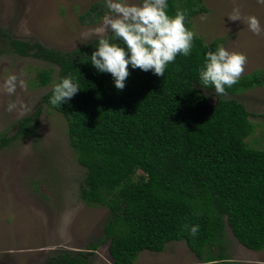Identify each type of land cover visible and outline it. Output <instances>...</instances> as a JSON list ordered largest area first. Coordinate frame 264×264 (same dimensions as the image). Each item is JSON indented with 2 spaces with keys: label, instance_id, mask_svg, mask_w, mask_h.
<instances>
[{
  "label": "trees",
  "instance_id": "obj_1",
  "mask_svg": "<svg viewBox=\"0 0 264 264\" xmlns=\"http://www.w3.org/2000/svg\"><path fill=\"white\" fill-rule=\"evenodd\" d=\"M168 4L169 15L185 12L190 29L191 19L206 11L203 0ZM98 7L82 15L83 24L99 23L104 11ZM98 41L65 53L38 42L10 41L19 56L49 64L37 74L39 86L53 88L69 75L81 85L68 103L51 105L52 88L44 103L67 120L70 146L86 170L81 200L110 210L104 240L89 249L109 243L112 264H136L144 251L162 253L171 242H186L201 264H238L225 253L229 227L244 247L263 251L264 150L247 142L255 130L249 111L224 95L264 86V70L217 93L201 83L199 69L206 52L223 46V39L206 44L195 35L191 55H178L165 76L129 66L119 90L111 74L90 63ZM209 93L217 95L215 104ZM33 119L19 120L10 139L0 134V148L36 133ZM192 225H199L195 236ZM87 255L64 253L53 264H89Z\"/></svg>",
  "mask_w": 264,
  "mask_h": 264
},
{
  "label": "rangeland",
  "instance_id": "obj_2",
  "mask_svg": "<svg viewBox=\"0 0 264 264\" xmlns=\"http://www.w3.org/2000/svg\"><path fill=\"white\" fill-rule=\"evenodd\" d=\"M139 3L140 0H131ZM205 12L191 19V30L206 44L223 39V47L242 53L247 61L240 77L264 70V32L256 35L242 21H231L234 8L255 15L264 26V4L259 0H203ZM107 9L104 0H0V83L15 74L24 80L18 89V109L6 111L9 97L0 95V134L10 139L18 121L34 117L36 133L0 148V264H53L64 253L86 252L89 264H112L105 238L110 210L89 207L80 198L86 170L72 150L65 116L44 103L52 88L39 86L37 74L49 64L21 57L11 40L38 42L60 52H70L98 40L102 24H83L90 9ZM110 33H107L108 36ZM211 104L217 95L208 94ZM225 99L241 102L251 114L255 130L247 142L264 150V86ZM39 112V113H38ZM225 253L238 264H264V250H249L225 231ZM214 252L218 247L211 248ZM136 264H201L186 242H171L162 253L144 251Z\"/></svg>",
  "mask_w": 264,
  "mask_h": 264
},
{
  "label": "clouds",
  "instance_id": "obj_3",
  "mask_svg": "<svg viewBox=\"0 0 264 264\" xmlns=\"http://www.w3.org/2000/svg\"><path fill=\"white\" fill-rule=\"evenodd\" d=\"M264 4V0H259ZM107 12L102 24L95 29L100 36L90 63L99 73L111 74L115 88L123 90L131 69L152 71L163 77L169 63L178 55L190 56L194 32L186 26L184 11L178 10L174 16L168 14V0H104ZM231 21H242L256 35L264 32V26L255 15L244 16L239 8H234L228 16ZM111 33V36H107ZM123 45V46H121ZM247 58L244 54L231 52L223 46L205 54L204 64L199 69V79L204 86H212L219 94L236 84L245 71ZM25 87L24 80L12 74L0 83V95L10 99L6 111L18 109V89ZM81 85L69 75L55 82L50 104L61 106L68 103L79 91ZM199 225L190 227L195 236ZM216 264V262H212Z\"/></svg>",
  "mask_w": 264,
  "mask_h": 264
}]
</instances>
